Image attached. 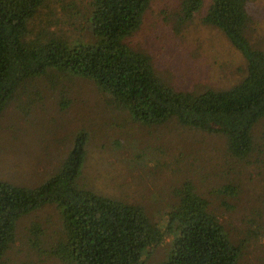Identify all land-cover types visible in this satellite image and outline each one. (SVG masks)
Segmentation results:
<instances>
[{"label": "trees", "instance_id": "obj_1", "mask_svg": "<svg viewBox=\"0 0 264 264\" xmlns=\"http://www.w3.org/2000/svg\"><path fill=\"white\" fill-rule=\"evenodd\" d=\"M254 1L210 0L201 18L240 53L245 76L226 89L177 91L156 73L148 54L126 43L151 0H92L84 15L85 40L56 34L50 20L36 23L58 2L0 0V117L12 105L28 116L36 104L81 78L92 81L135 122L174 120L218 136L232 158L251 159L264 150V133L260 138L254 133L264 119V50L246 35L247 6ZM203 6V0H180L173 28L180 32ZM60 98V109H67L68 100ZM87 142L86 132H77L57 170L38 187L0 181V264L16 242L21 218L46 206L56 209L58 220L50 230L30 223L28 242L42 250L41 240L51 234L44 251L58 264H143L168 238L170 247L157 264H242L241 245L190 180L174 190L163 225L141 205L80 187Z\"/></svg>", "mask_w": 264, "mask_h": 264}, {"label": "rangeland", "instance_id": "obj_2", "mask_svg": "<svg viewBox=\"0 0 264 264\" xmlns=\"http://www.w3.org/2000/svg\"><path fill=\"white\" fill-rule=\"evenodd\" d=\"M52 1L58 3L47 7L36 23L43 19L48 25L50 20L56 34L87 39L84 15L92 0ZM203 1L201 12L177 32L171 19L180 0H151L140 28L126 40L130 48L148 54L156 73L177 91L226 89L246 74L240 53L219 30L201 21L210 3ZM247 14V38L264 50V0L250 2ZM58 94L36 104L28 116L12 105L0 117V181L40 186L57 170L75 134L85 131L80 187L141 205L163 225L174 190L190 180L241 245L242 264H264V150L238 160L226 153L218 136L174 120L164 125L135 122L86 79L66 83ZM60 95L69 102L65 110L57 104ZM254 133L257 138L264 133V119ZM57 220L56 209L48 206L21 218L3 264H58L44 251L52 235L47 233L37 250L27 231L33 222L50 230ZM169 247L170 238L146 255L143 264H157Z\"/></svg>", "mask_w": 264, "mask_h": 264}]
</instances>
